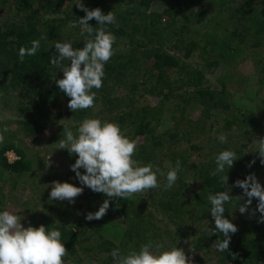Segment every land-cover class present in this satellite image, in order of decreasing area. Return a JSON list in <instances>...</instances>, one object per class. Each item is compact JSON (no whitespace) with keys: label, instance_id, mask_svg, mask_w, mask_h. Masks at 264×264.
<instances>
[{"label":"trees","instance_id":"16d2710c","mask_svg":"<svg viewBox=\"0 0 264 264\" xmlns=\"http://www.w3.org/2000/svg\"><path fill=\"white\" fill-rule=\"evenodd\" d=\"M76 2L77 0H0V106L5 109L12 105L20 118L16 122L17 126L28 140L39 138L43 130L38 120L49 111L67 108L75 122H81L90 113L91 108L72 112L67 107L70 98L55 83L61 79L58 75L61 72L51 64L52 56L56 54L53 46L56 41L63 40L68 23L78 24V20L85 15L75 5ZM256 2L257 0H81L89 10L99 8L103 14L113 12L116 17V23L107 26L108 31L116 37L113 45L115 55L105 64L103 86L99 90H92L96 92L94 104L99 103V114L103 115L96 117L118 123L125 135V131H132V135L129 133L133 140L137 137L150 138L154 143L158 140L151 125V117L163 120L161 115L157 117V111L163 109L165 100L174 99L176 88L183 89L189 98L185 94L183 97L176 95L182 102L174 109V114L178 112L179 115L186 102L195 104L196 107L201 106L202 114L218 109L227 113L234 112L232 104L227 103V97L230 96L228 90H233L234 86L222 84L220 91L204 87L203 72L204 69H216L221 63L231 65L237 58L247 54L248 48L254 49L261 45L264 40V8L258 10ZM210 9L224 12L228 21L220 20L219 23ZM164 21L168 24L165 28ZM88 24L96 27L97 21L93 19ZM166 29H169V37L163 32ZM199 29H202L200 36L193 37L192 32L199 33ZM82 30L71 38L76 49L84 46L87 34L82 36ZM41 37L44 39H41V47L36 55L25 56L21 63L19 49L22 46L30 47L31 41ZM244 41L253 43L248 47L243 44ZM195 57L200 58L201 65L190 64ZM224 68L226 69L225 66ZM139 75L145 86L149 87H144L138 94L139 84L130 81L133 77L137 79ZM262 81L264 76L258 83L262 84ZM118 91L121 93L118 94ZM111 92L115 97L111 96ZM145 96L155 97L158 104L151 108L139 106L140 100ZM257 96L259 104L256 105L260 107L264 101L258 94ZM222 121L228 129L237 126L238 131L235 132L239 135L245 130L246 136H256L259 141L264 139V123L246 108L242 109L239 116L233 115L230 120L222 118ZM148 148L137 144L133 158L141 165L152 163L156 147L152 145V151ZM8 151L15 152L19 160L7 163L4 154ZM184 156L179 159L181 171L178 177L191 168L200 167L194 175L200 194L194 193L191 201L188 196L184 197L180 193L181 190L186 192L183 182L176 181L171 189L165 190L166 173L162 182H159L160 187L131 194L125 200L110 199L102 193L84 189L81 199L89 210L95 204L98 210L105 199H110L107 213L99 220L88 221L85 216L68 223L71 218L68 220L67 216L62 215L58 221L50 223L36 221L34 227L44 225L49 230L57 229L61 232V241L66 250L64 261L70 260L72 264H114L111 256L114 249L127 253L130 247L139 249L149 240L162 245L169 241L168 246H164L165 249L176 244L178 248L184 244L185 249L187 239L194 235L186 234L188 210L183 206L194 202V208L201 206L203 210L207 208L210 211L208 195L227 190L232 199L225 205L224 216L238 230L229 234V250L221 252L213 264H264V223L254 220L249 223L239 219L240 215L237 214L239 207L248 198L235 183L237 180H244L251 172L240 168L238 172L225 171L223 174L213 175L214 171L204 172L206 156L204 161H192ZM28 168L29 162L21 149H16L12 143L0 148V171L20 177L29 171ZM223 175H227L226 186L221 180ZM260 184L264 187V184ZM235 192L240 194L236 196ZM257 203L253 198L249 208L252 207L254 212L259 213L256 211ZM164 217L168 222L163 220ZM222 239L221 233L212 235L211 230L204 229L201 236L192 241L185 255L192 250L202 251L205 247L209 249L210 246H215V241ZM92 240L94 245L90 246ZM232 254H235V259Z\"/></svg>","mask_w":264,"mask_h":264},{"label":"rangeland","instance_id":"374dc122","mask_svg":"<svg viewBox=\"0 0 264 264\" xmlns=\"http://www.w3.org/2000/svg\"><path fill=\"white\" fill-rule=\"evenodd\" d=\"M256 7L258 10L262 7L264 8V0H257ZM211 13L215 19H218L219 23L220 20H222V22L228 21V17L219 9L211 10ZM167 26L168 24L164 21L163 28ZM81 29L82 28H79V26L74 28L72 27V23H68L63 40H71ZM201 31L202 29H199V33L192 32L191 35L198 38ZM163 32L166 37L170 36L169 29ZM247 42L244 41L243 44L248 47L253 43V41ZM241 58H237L231 65L226 66V64H223L226 69L221 63L216 69H204L203 72L204 79L202 84L204 87L220 91L222 89V84L234 86L233 90H228L230 96L227 97V103L232 104V111L234 112L227 113L223 112L222 109H218L216 111H211L209 114H202L201 106L196 107L195 104L186 102L185 108L180 111L179 115L178 112L174 114L176 111L174 109L182 102L176 95L183 97V94H185L183 89L176 88L174 92L177 93H174V99L171 101L165 100L166 103L163 109L160 110V112L157 111V117L161 115L163 120H159V118L156 117L153 119L151 117L153 120L151 125L154 131H156L155 137H157L158 141L152 143L150 138L142 137L134 139L138 145H146L149 147L148 150L152 151V149H150L152 145L156 147L153 151L154 158L152 159V163L149 164L154 166V170L157 168L159 169L157 172L158 182H162L164 179L167 173L166 170H168V163L171 162L172 165H175L176 161L184 155V157H189L192 161H204V157L206 156L207 163L204 172L205 170L215 171L216 155L223 150H233L237 153V160L234 161L232 167L228 171L238 172L240 168H244L246 171L251 172L252 175H255L260 183L264 184V163H261V160L264 158H261L259 153L255 152L259 146L258 137L246 136L245 130L239 135L235 132L238 131L237 126L228 129L222 121V118H229L230 120L233 115L239 116L242 109L246 108L247 111L254 113L255 117L259 119L261 123H264V102L260 104L261 108L256 105L259 104L257 94L264 101V81H262V84L258 83L264 76V40L261 41L260 46L254 49L248 48L247 54L242 55ZM190 64L193 66L198 64L201 65V60L195 57ZM58 75L60 78H63V73H59ZM140 77V75L137 79L133 77L130 81L139 84L137 87L138 94L146 87L143 83V79ZM148 87L147 85L144 89ZM255 92L257 93L254 95ZM117 93L120 94L121 91ZM111 96L115 97V94L113 93L112 95L111 92ZM185 97L189 98V95L185 94ZM157 104L158 100L155 97L145 96L140 100L139 106L151 108L155 107ZM99 106V103L94 104L87 118L103 117L102 114H99ZM57 114H59V116H57ZM96 115H99V117H96ZM19 119L12 105L5 109L0 106V130L7 129L6 132H3L4 141L0 143V148L8 143H12L16 149H21L29 162V171L22 174L20 177L0 171V202H2L0 203V209L21 215L23 218L21 224L25 228L28 226L34 227L36 221H45L48 223L58 221L62 215L67 216L68 220L71 218V220L68 221V223H71L72 220L83 218L88 213H94L92 211L93 209L97 211L96 207L98 206L96 204L93 205L94 208L92 210H89L83 199H81L82 195L75 197L74 203H69L67 200L49 199L52 181L68 182L74 186L83 187L79 184L75 173L70 170V166L74 164L77 156L75 154L70 155L67 149H60L59 145V140L64 136L63 129L67 127L75 132L80 122L74 121V118L71 117L67 108L49 111L39 118L38 124L42 127L43 131L38 136L39 138L37 140L32 141L26 139L20 132L16 123ZM129 132H131L132 135V131L127 130L125 131L127 136ZM221 134L226 136V142L219 141L218 137ZM158 135H160V137H158ZM128 137L132 139L130 133ZM156 143L158 144L154 145ZM12 156L16 158V160H12ZM4 158L7 163H13L19 160V156L13 151L6 152ZM253 161L254 163H252ZM250 164L251 166H249ZM199 169V166L191 168L187 170L186 174H182L177 179V181L183 182L186 187V192L180 189V193L182 192L184 197L188 196L190 201L194 193L200 194L197 178L194 177ZM79 171L82 172L84 170L80 169ZM225 171H227V169H225ZM258 172L259 174L257 175ZM86 188L87 187H84V189ZM87 190L88 188L86 191ZM235 194L238 196L240 193L237 194L235 192ZM193 205H195L194 202H192L191 205H189V202L188 205H182L184 209L187 208L188 210V212H186L189 223H187L186 226V234L187 236L190 234L194 235L187 239V246L185 249H183L184 244L180 247L184 252L190 249L192 241L200 237L204 229L213 230L215 228L210 211H208L207 208L203 210L201 206H196L194 208ZM238 213L240 215L239 219L242 218L249 223H251L252 220L255 222L260 221L261 214L254 212L252 207L244 214H241L239 210L237 214ZM158 218L160 219V217ZM233 218H235V216H233ZM163 220L168 222L165 217ZM170 227L171 229L174 228L173 225ZM169 243V241H166L163 246L167 247ZM89 244L93 246V240ZM206 248L207 247L202 251L192 250L186 257L191 258L192 264H197L199 262L200 264H213L215 260L218 259V255H220L221 252H217L215 246H210L209 249ZM197 258L200 260L197 261ZM64 264H72V262L70 260H65ZM82 264H84V262Z\"/></svg>","mask_w":264,"mask_h":264},{"label":"clouds","instance_id":"9594fccd","mask_svg":"<svg viewBox=\"0 0 264 264\" xmlns=\"http://www.w3.org/2000/svg\"><path fill=\"white\" fill-rule=\"evenodd\" d=\"M75 5L85 15L73 23L72 27H81V35L86 38L83 48L73 47L72 40L56 41L54 44L55 55L51 64L63 73V78L55 81L58 88L68 97L67 107L76 112L94 107L96 92L103 86L105 77V64L115 55L113 45L116 37L108 31L107 26L116 23L113 12L103 14L101 9L89 10L77 0ZM95 19L97 26L88 24ZM41 37L30 42V47L22 46L19 49V60L22 63L25 56H34L41 47ZM52 47V48H53ZM67 62V63H66ZM0 130V143L4 141L3 132ZM64 136L59 140L60 149H67L69 154L77 158L70 170L75 173L79 184L74 186L68 182H51L49 199L67 200L74 203V198L81 195L84 187L95 193H102L106 197L127 199L129 195L141 193L145 190L160 187L157 172L152 164L141 165L133 158L137 151L136 140L130 139L121 130L118 123L101 120L99 118H85L76 128L63 129ZM220 142H226L223 134L218 137ZM255 152L264 158V139L258 142ZM237 160V153L233 150H223L215 157L216 169L213 175L225 173ZM254 163V161L252 162ZM264 163V159L261 160ZM251 166V164L249 165ZM83 169L81 174L79 171ZM181 171L180 161L175 165L168 163L165 190L171 189L178 179ZM226 186L227 175L221 177ZM235 186L243 191L248 199L239 212L244 214L255 198L256 211L261 214L260 222L264 223V187L258 182L255 175H248L244 180H237ZM110 199H105L94 213H88L86 220H99L108 211ZM210 202V213L214 220L215 231L212 235L221 233L222 240L215 241V250L225 253L229 250L230 233L237 232V227L225 218V205L231 202L229 191L210 193L207 197ZM22 216L8 210H0V264H64L63 257L66 250L61 241V232L57 229L49 230L44 225L38 227H23ZM114 264H192L191 258L186 257L183 249L177 244L165 249L162 244L149 240L139 249L130 247L127 253L120 249L111 252ZM235 259V254H232Z\"/></svg>","mask_w":264,"mask_h":264},{"label":"built area","instance_id":"2783aa9c","mask_svg":"<svg viewBox=\"0 0 264 264\" xmlns=\"http://www.w3.org/2000/svg\"><path fill=\"white\" fill-rule=\"evenodd\" d=\"M12 160H16V158H13V156H12Z\"/></svg>","mask_w":264,"mask_h":264}]
</instances>
